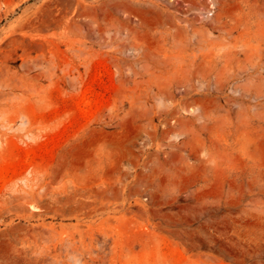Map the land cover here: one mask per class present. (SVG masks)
<instances>
[{"label": "rangeland", "instance_id": "obj_1", "mask_svg": "<svg viewBox=\"0 0 264 264\" xmlns=\"http://www.w3.org/2000/svg\"><path fill=\"white\" fill-rule=\"evenodd\" d=\"M0 264H264V0H0Z\"/></svg>", "mask_w": 264, "mask_h": 264}]
</instances>
